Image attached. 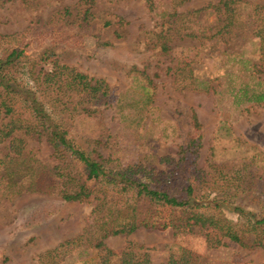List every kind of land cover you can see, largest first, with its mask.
I'll return each instance as SVG.
<instances>
[{
    "label": "rangeland",
    "instance_id": "1",
    "mask_svg": "<svg viewBox=\"0 0 264 264\" xmlns=\"http://www.w3.org/2000/svg\"><path fill=\"white\" fill-rule=\"evenodd\" d=\"M76 1L33 0L32 5H27L20 0H0V34L10 35L0 38V53L11 46L21 50L11 71L29 90L35 88L49 109L74 108L70 126L77 145L85 148L86 144L92 146L94 139L106 140V146L96 145L103 156L110 154L120 163L153 161L155 170L164 166L158 162L159 157L176 158L178 147L200 132L196 166L206 172L205 180L215 177L210 167L213 163L255 152H260L262 155L257 157L264 160V101L245 98L252 91L264 92V42L253 37L201 42L184 37L169 41L170 51L165 55L159 52L152 33L167 25L173 12L168 0H156L152 11L146 9L143 0H95L93 18L83 30L80 46L56 40L49 47L42 39L44 34L38 32ZM217 1L186 0L174 11L201 8ZM244 1L246 8L250 4L264 8V0ZM115 17L122 18L125 24L115 25ZM213 19L209 8L197 16L201 24ZM105 20L111 24L103 25ZM51 52L57 64L102 79L108 88L107 103L96 105L82 93L67 100H52L54 94L49 87L56 78L48 75L52 73ZM173 66L183 68L185 76L190 74L189 69L194 77L207 82V90L175 87L169 69ZM192 114L198 120V129L193 127ZM18 135L39 160L54 163L51 147L43 137ZM259 187L254 184L253 188ZM201 188L208 198L221 193L213 184H202ZM50 201L48 210L37 215V208ZM92 204L31 193L1 199L0 264H96L98 248L86 243L38 258L58 243L78 236L85 227L92 229L89 239L94 237L97 221L90 213ZM232 206L221 204L223 214L230 219L236 216ZM127 241L146 249L154 262L183 246L200 255L206 264H264V248H243L227 238L222 239L223 245L208 248L203 230L196 227L176 235L169 227H138L128 234L106 236L102 245L118 251Z\"/></svg>",
    "mask_w": 264,
    "mask_h": 264
},
{
    "label": "trees",
    "instance_id": "2",
    "mask_svg": "<svg viewBox=\"0 0 264 264\" xmlns=\"http://www.w3.org/2000/svg\"><path fill=\"white\" fill-rule=\"evenodd\" d=\"M20 1L33 4V0ZM155 1L143 0L148 11L154 9ZM184 1L168 0L173 12L167 25L152 33L160 53L166 55L170 51L168 42L184 37L199 42L223 37L244 41L253 37L264 42V8L261 5L250 4L246 8L244 0H218L205 7L174 11ZM94 3L95 0H77L71 8L64 7L55 20L38 32L44 34L43 41L49 47L56 40L80 46L83 30L93 18ZM204 8L214 14L209 24L197 20ZM114 23L121 26L125 21L115 17ZM109 24L108 20L103 22L105 26ZM114 34L119 36L116 30ZM8 36L0 34V38ZM20 54L21 50L14 46L0 53V200L31 193L93 203L90 213L97 221L95 236L91 239L92 229L85 227L78 236L40 254L39 259L86 243L98 248L96 264H206L200 255L183 246L169 251L164 260L154 262L146 249L142 250L131 241L118 251L102 245L104 237L128 234L138 227L158 230L169 227L175 235L196 227L203 230L208 248L223 245V238L243 248H264V160L257 157L262 155L260 152L211 164V174L215 177L206 180V172L196 166L200 132L178 147L176 158L159 157L158 162L164 165L162 169L154 170L153 161H114L110 154L103 156L96 150L99 143L106 146V140L94 139L92 146L86 144L85 148L77 145L70 126L73 107L49 109L35 88L31 91L21 84L11 71ZM50 55L52 73L48 75L50 79L56 78L54 85L49 87L54 94L52 100L60 101L62 97L67 100V97L82 93L89 95L96 105L107 103L108 88L102 79L89 77L72 66L57 64L54 54ZM169 69L175 87L207 90V82L194 77L189 69L188 76L181 73L183 68L179 66ZM245 98L259 103L264 101V92L252 91ZM192 124L195 129L200 126L194 114ZM18 133L35 139L43 137L51 147L54 163L39 160L30 148L24 147ZM202 184L217 186L220 195L208 198L201 191ZM254 184H260L259 190L253 188ZM199 200H204V204ZM51 202L43 203L36 214L47 211ZM222 203L233 205L234 219L223 214ZM245 204L254 207L253 210L245 209L242 206Z\"/></svg>",
    "mask_w": 264,
    "mask_h": 264
}]
</instances>
